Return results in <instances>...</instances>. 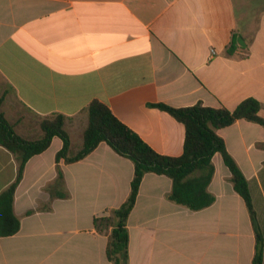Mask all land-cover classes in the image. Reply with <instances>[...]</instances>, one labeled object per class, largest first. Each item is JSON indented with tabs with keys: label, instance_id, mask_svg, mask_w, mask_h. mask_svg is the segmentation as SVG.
Returning a JSON list of instances; mask_svg holds the SVG:
<instances>
[{
	"label": "crops",
	"instance_id": "0c3cea01",
	"mask_svg": "<svg viewBox=\"0 0 264 264\" xmlns=\"http://www.w3.org/2000/svg\"><path fill=\"white\" fill-rule=\"evenodd\" d=\"M248 98L264 118V0H0L2 111L26 139L63 114L76 154L99 100L155 151L180 156L185 126L157 104L234 110ZM217 133L248 180L264 264V127L241 119ZM62 148L54 137L27 162L14 203L21 228L0 237V264H113L95 219L127 201L134 163L105 142L57 162ZM212 163L215 202L199 211L170 198L171 178L144 176L127 220L129 264H253L250 211L222 155ZM17 171L0 146V194Z\"/></svg>",
	"mask_w": 264,
	"mask_h": 264
},
{
	"label": "trees",
	"instance_id": "16d2710c",
	"mask_svg": "<svg viewBox=\"0 0 264 264\" xmlns=\"http://www.w3.org/2000/svg\"><path fill=\"white\" fill-rule=\"evenodd\" d=\"M2 103L3 99H0V146L14 154L18 161V171L15 181L0 194V237L13 236L20 231L21 220L14 209L17 188L27 162L47 150L54 137L63 141V148L56 157L57 162L61 159L68 163L80 161L105 142L117 154L134 163L131 193L127 201L118 209L95 219L96 229L108 234L106 253L113 264L130 262L127 220L135 206L144 176L155 173L171 178L173 189L170 198L192 211L203 210L215 202V196L208 187L214 175L212 159L216 153H220L232 173L235 190L247 204L256 230L257 245L253 264H263V236L256 222L248 180L227 151L225 140L217 133L218 129L241 119L264 127V118L260 115L261 103L257 99H245L234 110L209 107L201 102L182 108L157 104L156 107L168 112L185 126L184 151L180 156L163 155L155 151L99 100L92 101L86 109L88 126L84 132L83 147L76 154H72L71 137L65 128V115L54 114L44 118L40 125L42 137L29 140L18 134L14 125L8 121L2 111ZM58 175V184H63L60 169Z\"/></svg>",
	"mask_w": 264,
	"mask_h": 264
},
{
	"label": "built area",
	"instance_id": "2783aa9c",
	"mask_svg": "<svg viewBox=\"0 0 264 264\" xmlns=\"http://www.w3.org/2000/svg\"><path fill=\"white\" fill-rule=\"evenodd\" d=\"M217 54V51L215 49H211V56H215Z\"/></svg>",
	"mask_w": 264,
	"mask_h": 264
}]
</instances>
